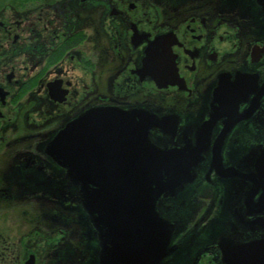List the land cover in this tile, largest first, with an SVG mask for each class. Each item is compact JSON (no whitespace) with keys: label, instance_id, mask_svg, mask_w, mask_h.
I'll return each instance as SVG.
<instances>
[{"label":"flooded vegetation","instance_id":"af4514ba","mask_svg":"<svg viewBox=\"0 0 264 264\" xmlns=\"http://www.w3.org/2000/svg\"><path fill=\"white\" fill-rule=\"evenodd\" d=\"M103 107L152 112V131L173 117L174 140L213 120L207 162L230 128L236 174L203 179L185 224L198 229L161 264H224L223 241L264 240V0H0V264H99L78 190L40 182L65 172L45 153L55 133Z\"/></svg>","mask_w":264,"mask_h":264},{"label":"water","instance_id":"95a60500","mask_svg":"<svg viewBox=\"0 0 264 264\" xmlns=\"http://www.w3.org/2000/svg\"><path fill=\"white\" fill-rule=\"evenodd\" d=\"M220 91L215 97L223 98ZM167 119L159 131H152L159 118L147 110H88L57 131L46 147L45 153L65 172L62 177L48 175L40 184L78 190L71 202L78 204L82 218L91 220L98 231L99 264H161L177 249L169 246L173 236L187 239L198 229L187 230L185 224L198 206L195 196L203 179L216 186L209 172L235 173L224 168L221 154L230 128L220 130L207 162L213 120L193 137L187 134L174 140L182 131L173 117ZM212 195L211 204H215L220 195ZM252 195L246 204L252 202ZM263 200L261 195L259 201ZM165 207L175 209V223ZM230 219L216 215L212 225L224 227ZM221 248L224 264H264V240L223 241Z\"/></svg>","mask_w":264,"mask_h":264},{"label":"rangeland","instance_id":"374dc122","mask_svg":"<svg viewBox=\"0 0 264 264\" xmlns=\"http://www.w3.org/2000/svg\"><path fill=\"white\" fill-rule=\"evenodd\" d=\"M17 170H20V169H19V168H17ZM30 179H31V178H29V179H28V182H29V181H31ZM23 180H25V179H23Z\"/></svg>","mask_w":264,"mask_h":264}]
</instances>
